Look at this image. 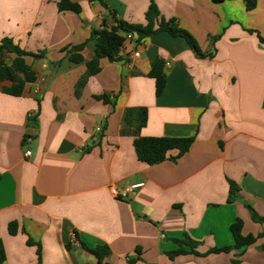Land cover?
Returning <instances> with one entry per match:
<instances>
[{
    "label": "crops",
    "instance_id": "obj_1",
    "mask_svg": "<svg viewBox=\"0 0 264 264\" xmlns=\"http://www.w3.org/2000/svg\"><path fill=\"white\" fill-rule=\"evenodd\" d=\"M60 1L0 0V43L43 54L26 59L37 78L22 96L0 83L4 264H38L37 244L42 264H264V237L242 255H203L234 247L238 219L243 235H264V0L252 11L245 0H71L80 13L60 12ZM152 3L205 56L166 31L132 33L119 61L103 59L101 72L88 76L92 33L116 20L145 27ZM14 58L2 56L7 64ZM158 62L160 96L149 77ZM140 108L146 126H125L127 111ZM137 137L195 140L181 157L149 166L137 158ZM137 184L126 198L112 195ZM232 184L238 192L229 203ZM186 236L203 256L171 259L173 240ZM82 244L111 253L99 262Z\"/></svg>",
    "mask_w": 264,
    "mask_h": 264
},
{
    "label": "trees",
    "instance_id": "obj_2",
    "mask_svg": "<svg viewBox=\"0 0 264 264\" xmlns=\"http://www.w3.org/2000/svg\"><path fill=\"white\" fill-rule=\"evenodd\" d=\"M215 3H222L224 0H212ZM246 8L249 11L254 10L257 7V0H245ZM60 12H74L80 13L81 7L72 2L71 0H61L58 4ZM147 26L141 25H130L122 21L116 20V25L111 28H104L100 31H94L92 37L96 40V49L94 58L87 63V74L88 76H94L101 72V61L107 59L110 62L119 61L121 59V53L125 50L126 36L128 34L135 33L138 35L139 39L149 37L155 33L166 31L174 37L184 38L189 46L199 55L205 56L201 52L195 38L186 30H183L178 26L174 20L165 21L158 10V7L152 3L147 12ZM157 25V27H156ZM252 32V31H251ZM261 42L264 43V39L259 36ZM215 41V40H214ZM83 45L70 47L65 49V51L71 52L72 50L80 51ZM5 53H10L15 56L11 64H7L2 56ZM39 59L43 58V54H33L21 50L18 48L14 42L10 39H4L0 43V83L10 82L11 86L4 87L3 92L10 96L20 97L24 93L25 87L28 83H33L36 81V72L33 68L27 64V58ZM71 59L75 63L82 62L83 58L80 54H75L71 56ZM163 64L158 62L152 67L149 73V77L156 80V95L160 96L166 86V81L162 78ZM82 82L79 83V87ZM104 101L107 99L102 98ZM136 112V119H131V114ZM148 120V110L146 108H140L137 110H128L124 117V125L130 126L135 125V129L140 131L147 124ZM195 138H154V137H137L134 140V148L137 158L140 162L153 166L160 164L168 159H177L188 152L194 142ZM238 192V188L235 185H231L229 203L234 202L235 195ZM261 221V220H258ZM17 231V224L11 223L9 225L10 234L14 235ZM235 239L234 247L226 248H214L203 255L217 254V253H227L231 250H236L239 255H242L245 250L257 243V241L264 237L243 235V222L237 220L231 227ZM179 249L172 253H169L171 259L185 254H195L202 255L198 252L197 248L199 243L193 241L190 237L186 236L183 240L174 239L173 240ZM29 245L34 243L28 240ZM38 250V264H42V252L41 246L37 244ZM84 250L95 256L99 262L108 256L111 251L107 245L99 246L95 249H90L86 245L82 244ZM67 248H70L69 246ZM202 255V256H203ZM6 261V255L2 242L0 241V264H4ZM239 260H235L234 264H239Z\"/></svg>",
    "mask_w": 264,
    "mask_h": 264
},
{
    "label": "built area",
    "instance_id": "obj_3",
    "mask_svg": "<svg viewBox=\"0 0 264 264\" xmlns=\"http://www.w3.org/2000/svg\"><path fill=\"white\" fill-rule=\"evenodd\" d=\"M131 37H132V34H128V35L126 36V39H131ZM139 56H140V53H139V52H135L134 57H135V58H138ZM98 131H100V129H98ZM26 155H27V156H30L31 153H30V152H27ZM142 186H143V184L133 185V186H131L130 188L124 190L122 193H120V192L118 191V189L113 188V189L111 190V192H112V195L115 196V197H117V198H126V197L129 195V193H131L134 189H138V188H140V187H142Z\"/></svg>",
    "mask_w": 264,
    "mask_h": 264
}]
</instances>
